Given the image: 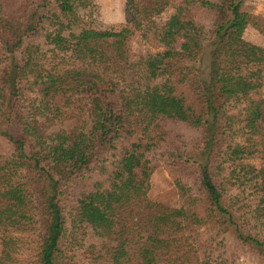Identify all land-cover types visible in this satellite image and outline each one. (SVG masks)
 I'll list each match as a JSON object with an SVG mask.
<instances>
[{
	"label": "trees",
	"instance_id": "16d2710c",
	"mask_svg": "<svg viewBox=\"0 0 264 264\" xmlns=\"http://www.w3.org/2000/svg\"><path fill=\"white\" fill-rule=\"evenodd\" d=\"M88 2L0 0V264L25 236L33 264H264V47L243 0H181L164 25L170 0H127L118 31L83 24ZM138 31L161 50L132 59ZM157 158L176 204L149 196Z\"/></svg>",
	"mask_w": 264,
	"mask_h": 264
},
{
	"label": "rangeland",
	"instance_id": "374dc122",
	"mask_svg": "<svg viewBox=\"0 0 264 264\" xmlns=\"http://www.w3.org/2000/svg\"><path fill=\"white\" fill-rule=\"evenodd\" d=\"M127 0H89L85 7H78L77 12L80 21L89 25L96 30H112L118 31L125 24V8ZM181 0H170L169 4L158 15L154 16L157 24L164 25L171 15L177 10ZM241 9L247 12L249 19L246 28L243 31V38L253 44L264 47V0H243ZM143 31V30H142ZM142 31H138L125 40L127 53L132 59H138L147 53H153L161 50L158 42L153 34L148 32L143 35ZM202 73L206 75L205 67L202 66ZM263 85L261 92L264 93V71L262 73ZM259 124L264 127V106L262 107ZM179 137V140L190 142L195 140L197 133L193 130H182L181 126L175 127L171 131ZM242 139V136H237ZM12 152V144L6 137L0 138V159H5ZM105 171L93 173L89 182L105 177ZM149 196L151 199L164 204L173 205L178 203L179 197L174 185V174L169 168L163 164L162 159L157 158L154 162L153 172L150 178ZM75 240L77 241H74ZM25 250L23 254H17V264H33L35 253L37 250V242L35 237H24ZM86 239H82L80 235H70L67 240L68 257L74 259L85 258L87 254ZM1 251V246H0ZM79 254V255H78ZM82 254V255H81ZM238 260L241 264H259V260L244 250H238Z\"/></svg>",
	"mask_w": 264,
	"mask_h": 264
}]
</instances>
